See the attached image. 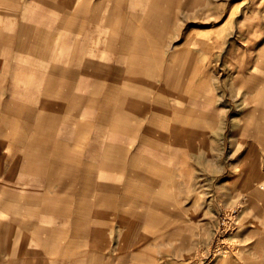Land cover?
<instances>
[{"label":"crops","instance_id":"obj_1","mask_svg":"<svg viewBox=\"0 0 264 264\" xmlns=\"http://www.w3.org/2000/svg\"><path fill=\"white\" fill-rule=\"evenodd\" d=\"M56 4L59 44L28 51L24 65L15 59L24 78L0 99V264L164 262L165 226L152 215L176 213V202L161 173L160 127L153 117L138 124L146 50L123 45L128 6L143 2ZM262 246L255 238L247 249L256 255L216 264H264Z\"/></svg>","mask_w":264,"mask_h":264},{"label":"rangeland","instance_id":"obj_2","mask_svg":"<svg viewBox=\"0 0 264 264\" xmlns=\"http://www.w3.org/2000/svg\"><path fill=\"white\" fill-rule=\"evenodd\" d=\"M50 1L0 0L1 101L24 78L15 59L24 65L28 51L59 44L64 23ZM141 2L128 6L123 45L146 50L138 124L153 117L160 127L161 173L176 202V213L152 215L165 226L159 260L239 263L264 238V0Z\"/></svg>","mask_w":264,"mask_h":264},{"label":"bare ground","instance_id":"obj_3","mask_svg":"<svg viewBox=\"0 0 264 264\" xmlns=\"http://www.w3.org/2000/svg\"><path fill=\"white\" fill-rule=\"evenodd\" d=\"M230 231V230H229Z\"/></svg>","mask_w":264,"mask_h":264}]
</instances>
